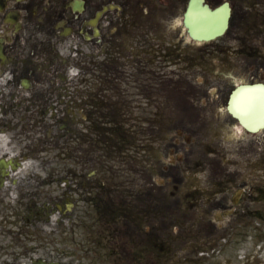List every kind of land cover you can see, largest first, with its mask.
<instances>
[{
    "label": "flooded vegetation",
    "instance_id": "1",
    "mask_svg": "<svg viewBox=\"0 0 264 264\" xmlns=\"http://www.w3.org/2000/svg\"><path fill=\"white\" fill-rule=\"evenodd\" d=\"M223 1L205 0L213 9ZM230 1L233 5L229 30L214 39L200 42L202 56H214L217 53L234 56L231 61L234 67L229 70L230 74L221 75L220 81L223 84L211 106L217 108L214 114L224 126L235 127V133L240 135L243 142L239 146L240 151L255 156L253 162H258L257 166L264 171V126L254 131L242 124L244 119L264 123V105L263 108L260 107L264 104V26L257 25L253 28L250 33L251 43L247 44L246 38L240 35L243 23L238 21L248 7L264 10V0H251L249 5L240 0ZM188 2L189 0H0V160L13 158V163L9 165L0 163V264H31L32 228L34 226L36 230H40L41 220L45 222L48 219L49 211L46 212V217L40 210L33 212V205H36L33 196L40 194L33 191L29 167L20 162L30 158L33 151H38L33 149L32 144L35 135H62L64 60L83 62V74L90 77L89 82L93 85L101 80L102 73L125 76L127 70L122 64L118 65L113 61L119 59L121 62L135 53L139 57L150 52L153 59H158L159 66L168 68L176 39L184 41L188 34L184 20ZM235 3L240 10L237 11ZM204 16L207 21L206 12ZM148 33L152 35L146 36ZM153 44H158L160 48H153ZM129 45L135 47L130 48ZM201 65L203 70L208 67L204 60ZM70 66L71 64L66 63L67 68ZM164 68L155 72L148 71H151V75H169L174 71ZM137 71L141 74L145 71L143 62ZM242 84L247 85L251 94L249 103L255 106L251 111L253 115L250 111H247L248 115L244 112L242 114L239 105L244 101L241 99L237 102L240 92L233 98L234 111L229 108L233 90L242 87ZM79 86L78 79V89ZM71 87L74 89L77 85L72 82ZM210 93L205 84L200 92L204 105L209 104ZM244 93L247 90L242 94ZM256 106L260 107L259 114L256 113ZM48 119L53 122L52 125H48ZM53 140L56 141L57 138ZM80 168V173H77L76 168L73 171L76 176L73 182L76 194L84 186L83 182L87 184L85 180L79 179L87 171V166ZM53 170L62 171L60 167ZM100 186L106 190L101 182L98 185H92L91 182L88 184L94 194ZM218 191L220 198L217 203L222 206L223 212L230 211L235 199L231 188L223 186ZM89 194L88 199L93 203L94 197ZM248 195L250 193L242 194L236 204H245L244 200ZM61 198L65 201L67 193H63ZM42 200L43 205L49 204V210L59 202L58 198L47 195ZM79 206L77 199L70 214L65 204L60 210H56L61 213L62 220L63 215L70 216L73 227L76 225L78 228L82 223L94 226L95 223L90 219L91 209L84 213L79 211ZM135 206L139 210L138 204ZM150 215L156 219L154 212L151 211ZM59 221L58 218L57 223ZM77 228L73 230V241L80 245L102 236L98 229L91 228L81 233V239L78 240ZM154 231L156 233L158 230ZM106 235L115 237L110 230ZM111 242L123 247L125 240L118 242L117 238H113ZM146 242L143 237L141 243ZM37 245L42 246L40 242ZM44 249V260L71 264L69 261L65 263L59 260L66 259V251L49 246Z\"/></svg>",
    "mask_w": 264,
    "mask_h": 264
},
{
    "label": "rangeland",
    "instance_id": "2",
    "mask_svg": "<svg viewBox=\"0 0 264 264\" xmlns=\"http://www.w3.org/2000/svg\"><path fill=\"white\" fill-rule=\"evenodd\" d=\"M247 1L250 2L251 0ZM235 6H237V11L240 10L236 3ZM256 12L254 8L248 7L242 12V18L238 19V21L244 22V27L248 32L252 30L251 28L256 25V22H259ZM247 13L250 19L246 18ZM261 13H264V10H261ZM151 35L148 33L146 36ZM176 37L178 36L176 35ZM185 41L177 38L173 47L188 48L190 61L193 59L200 60L199 46L193 42L185 43ZM246 43L251 42L247 41ZM129 47L134 48L135 45H129ZM153 48H160V46L153 44ZM151 57L152 53H144V66ZM177 58L176 56L175 72L159 78L160 84L163 86L170 85V87L165 86L163 90L162 88L158 90L155 78L150 74L144 73L142 76L136 74L137 70L141 68L142 62H136L137 57H132L127 61L124 60L123 64L133 73H129L126 77L111 75L113 84L110 90H105L103 86L93 88V83H89V86L86 85L84 89H80L75 96L77 102H80L79 107L74 106L73 103L69 104L70 101L65 105L63 111L65 117L63 121L64 138H59V146H54L56 149L32 157L30 163L35 166V169H32L30 182L33 187L36 186L42 190L39 193L48 192L50 196H55L68 187L67 185L61 186L60 183L57 186L56 184L49 185L47 179L51 180L50 168L60 167L63 170L62 177L65 176L63 181L69 184L73 169L76 168L77 173H80V166L87 164L90 158L91 161L88 165L91 169L94 167L96 171L98 170V174L86 176L87 184L79 188V194H75L74 186H71L69 191L73 196L76 195L79 198V211L87 213L91 209L92 216L90 219L95 223L93 229H98L102 236L96 235L101 240H95L93 245L90 241L85 245L73 244V230L77 226L73 227L71 219H67L69 227H65V231H54L52 224L44 226L41 223L40 230L32 228L34 252L44 253L45 246L58 248L67 252L66 258L72 263L74 250H77L82 255L78 259L82 264H115V259L121 256L128 257L127 264H264V219L245 218L224 222L215 221L217 228H215V232H212L215 229H205L203 223L214 221V217H204L203 208L195 210L190 219L187 215L184 219L183 215L175 212L174 207L175 213L167 206L172 201L171 187L167 178H164L163 181H159V179L164 177V164L170 161L168 156L170 141L178 136V126H185V129L190 132L191 128H195L203 120L192 115L193 111L198 114L199 108L192 107L190 109L191 115H185V110L177 103L178 96L171 93L172 85H176L175 89L180 91L181 95H183L186 87L188 91L192 92V98L199 106L200 99L197 94L202 85L200 80L201 69L199 65L192 66L189 75L181 74L182 71H179L178 68L182 67L183 62ZM207 58L210 59L211 57L208 56ZM149 66L151 67L150 63ZM153 69L155 68L153 67ZM210 78L214 79L213 84L216 85L215 78L212 75ZM142 84L143 87L141 88ZM164 100L173 101L175 107L161 108ZM179 100L183 102L184 98L181 96ZM84 116L91 117L92 120L89 121ZM78 117L79 121L77 120ZM212 126L216 127V125ZM109 128V132L106 131ZM81 134H85V138H81ZM44 139L45 137L42 135L35 136L32 139V144H42L41 141ZM77 139H80V142L81 139H86L88 142H83V148L75 152L72 147L75 142H78L75 141ZM193 140V144L183 142L185 146L192 148V154L185 158L180 165H191V162L195 164L198 158L205 156L207 169L204 173H190L191 169H187L185 182L203 184L209 172L213 177L220 176L219 164L221 163H218V156L215 154L206 155L204 152V149L209 148L216 141L217 146L227 148L226 157L230 161L234 159L236 149L233 144L237 145V143H233L231 140L229 142L223 141L216 136L214 129L207 133H193ZM50 141L45 143L48 146L54 145L55 141ZM91 141H93V145H91ZM63 146L64 154L57 156ZM181 149L185 151L184 146H181ZM179 151L181 152V150ZM229 168H233V166ZM150 176L154 178L151 180ZM145 177H148L154 187L147 185ZM89 181L92 185L104 182L109 188L103 190L100 186V188H96L94 194L93 190L88 188ZM138 182L143 186L144 194H147L148 191L151 192L153 188L156 189L153 195H159L157 213L159 221L164 227V229L160 228V236H158V240L154 241L153 251L148 252L147 249H144L143 254L135 249V247L140 248L137 240L145 238L140 230V222L133 219L132 221H125L126 217L119 214L120 211L121 214L127 213L126 210L119 207L123 204L120 190L125 192V188L120 184L124 183L128 186L132 184L133 186L128 187V189H133V187L137 188L135 184ZM186 184L182 187V193L190 189ZM89 193L94 197V204L88 199ZM41 195L33 196V200H36V206H42ZM59 196L57 195V197ZM149 200L151 201L150 196ZM180 206L182 207V204ZM247 206L254 210L264 209V199L249 202ZM104 208L107 211H104ZM131 210L128 211V216H130ZM149 223L150 217H144L143 225ZM148 228L151 230L152 226L142 227L143 232L147 231ZM87 230L88 226L85 223L78 226V240L81 239V233ZM108 230L115 237L106 235ZM132 234L137 235V238L131 242L133 250H129L125 254L113 253V251L120 249V246L115 245L111 240L117 238L118 242H121L131 239ZM39 239L43 246L37 249L34 245L39 242ZM104 247L106 250H102L104 251L102 254L96 255L99 260L94 259V253L101 252ZM202 253L204 254L202 255ZM92 258L93 262L91 261Z\"/></svg>",
    "mask_w": 264,
    "mask_h": 264
},
{
    "label": "water",
    "instance_id": "3",
    "mask_svg": "<svg viewBox=\"0 0 264 264\" xmlns=\"http://www.w3.org/2000/svg\"><path fill=\"white\" fill-rule=\"evenodd\" d=\"M205 8H208L210 10V8L208 6L203 7V1L202 0H193L191 6L189 7V9L187 10V12L185 14L186 23L189 26V30L191 32V35L195 38L200 39L203 37V32L201 33L200 22L202 20L201 19V13L204 11ZM228 9L224 12V16H223L221 25L219 24L220 29H222L228 23V20L226 18V17H228V14H227ZM211 12H213V11H210V13ZM208 28L210 30H212L213 24H209Z\"/></svg>",
    "mask_w": 264,
    "mask_h": 264
},
{
    "label": "bare ground",
    "instance_id": "4",
    "mask_svg": "<svg viewBox=\"0 0 264 264\" xmlns=\"http://www.w3.org/2000/svg\"><path fill=\"white\" fill-rule=\"evenodd\" d=\"M240 100H241V98H238V100H237V101H240ZM251 100H252V99H251ZM252 101H253V100H252ZM250 105H251L250 103H249V105H244V108L249 106V107L251 108V109H250V112H251V110H252V107H251Z\"/></svg>",
    "mask_w": 264,
    "mask_h": 264
}]
</instances>
